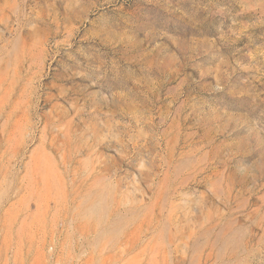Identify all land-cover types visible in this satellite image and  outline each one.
Here are the masks:
<instances>
[{
  "label": "rangeland",
  "instance_id": "obj_1",
  "mask_svg": "<svg viewBox=\"0 0 264 264\" xmlns=\"http://www.w3.org/2000/svg\"><path fill=\"white\" fill-rule=\"evenodd\" d=\"M0 264H264V0H0Z\"/></svg>",
  "mask_w": 264,
  "mask_h": 264
}]
</instances>
